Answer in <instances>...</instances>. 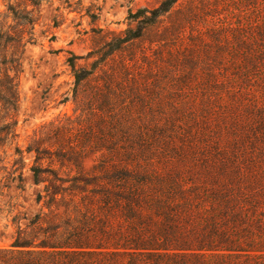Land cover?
Listing matches in <instances>:
<instances>
[{"label": "trees", "instance_id": "1", "mask_svg": "<svg viewBox=\"0 0 264 264\" xmlns=\"http://www.w3.org/2000/svg\"><path fill=\"white\" fill-rule=\"evenodd\" d=\"M42 1L0 13V155L14 147L21 182L29 166L40 208L0 264H264V0H226L237 28L220 0L139 9L69 58L75 115L22 149L18 87Z\"/></svg>", "mask_w": 264, "mask_h": 264}, {"label": "rangeland", "instance_id": "2", "mask_svg": "<svg viewBox=\"0 0 264 264\" xmlns=\"http://www.w3.org/2000/svg\"><path fill=\"white\" fill-rule=\"evenodd\" d=\"M9 1L15 2L0 0V13L6 12ZM160 1H42L35 26L36 41L26 46L22 60L16 116L18 146L25 149L34 132L42 126L75 115L76 105L72 99L74 78L68 65L69 58L83 57L97 51L102 47L105 37H110V32H119L134 25L133 15L139 9L152 8ZM189 1L181 0L178 8L186 6ZM220 3L219 16L222 22L239 27L240 18H233L236 10L232 3L226 0H220ZM253 30L257 31L259 27L254 25ZM79 64H84V61H79ZM10 149L7 156L0 155V248L9 247L18 226L25 227L27 220L40 210L35 203L37 187L29 166L23 170L24 179L21 182L18 173L14 171L17 158L11 156L14 147ZM26 162L29 164L30 159ZM86 165L91 167L93 160H88Z\"/></svg>", "mask_w": 264, "mask_h": 264}]
</instances>
